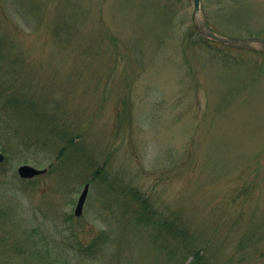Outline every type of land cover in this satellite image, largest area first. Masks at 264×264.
I'll return each mask as SVG.
<instances>
[{
    "label": "rangeland",
    "instance_id": "obj_1",
    "mask_svg": "<svg viewBox=\"0 0 264 264\" xmlns=\"http://www.w3.org/2000/svg\"><path fill=\"white\" fill-rule=\"evenodd\" d=\"M216 3L200 0L214 32L264 39V0H237L238 20ZM193 7L0 0V63L20 62L0 78V152L19 140L3 123L55 134L0 167V264H264V54L202 43ZM25 164L47 173L20 182Z\"/></svg>",
    "mask_w": 264,
    "mask_h": 264
},
{
    "label": "trees",
    "instance_id": "obj_2",
    "mask_svg": "<svg viewBox=\"0 0 264 264\" xmlns=\"http://www.w3.org/2000/svg\"><path fill=\"white\" fill-rule=\"evenodd\" d=\"M237 2V0H217V5L218 6H216V7H218V9H219V11H222V10H224L228 5H230L229 6V8L230 9H232L233 11H231V14H230V16L232 17V18H235V19H237L238 20V16H237V13L238 12H240L241 10V8H245L244 6L245 5H242V3H240L239 5L238 4H235ZM22 10V9H21ZM239 15V14H238ZM0 25H3V23L1 22V19H0ZM198 33V32H197ZM251 33H253L252 35H254V34H257V33H254V32H251ZM198 39L200 40V41H202V43H206V42H208V40H206V39H204V38H202L199 34H198ZM262 38H264L263 36H262ZM210 42H212L213 44H214V42L213 41H210ZM223 47H225L224 45H223ZM3 50H4V42H3V38H1V36H0V62H2V60H3V58L5 57V56H9V52H7L6 54H4L3 53ZM18 57H19V55H18ZM11 61L13 62L12 63V66H14L15 64H16V66H15V69L14 70H12L11 68H7L6 66H3V64H1L0 63V78H3V77H5V76H7V78H9V80H10V82L9 83H15V82H17V80L20 78V74L17 72V69H18V65H19V58H17V59H15V60H12L11 59ZM18 64V65H17ZM23 83H24V80H23V82L21 83V87H24L23 86ZM6 88H8V87H6ZM9 101L10 102H16L17 101V98H15L13 95H12V92H11V94H10V96H9ZM18 103H19V105L22 103L21 101H18ZM28 107L29 108H31L30 107V105L28 104ZM28 109V108H27ZM28 110H30V109H28ZM31 110H33V108H31ZM3 123V122H2ZM2 126H4V129H6L7 131L5 132V134H7V133H10V130L12 131V133L13 134H15L16 136H18V138H19V140H17V142H15L14 143V145L13 146H4L3 147V152L6 154V160H5V162H3V164H0V167L2 166L3 167V165L6 163V162H8V160H9V156H10V152L11 151H15L18 147H23V146H25V147H30V145L32 146H34V145H39V146H41V147H46V146H48L51 142H53L54 141V137H55V134L54 135H52V137L51 138H49L48 137V140H46V139H44L43 141H41V140H39V139H36V140H33V141H31V139H30V137H28V136H24V135H22V131H21V127H23L24 125L22 124V123H20V124H18V125H12V124H9L8 123V125H7V128H6V125L3 123V125ZM10 129V130H9ZM49 140H50V142H49ZM16 141V140H15ZM69 143H74V140H72V139H70L69 140ZM64 151V148H61L60 150H58V154H57V156H58V158H60V155H62V152ZM103 170V167H101V168H99V169H96V171L93 173V177L89 180V182L90 183H92L93 181H95L96 180V178L101 174V171ZM1 176V175H0ZM36 179V178H35ZM35 179H33V180H21V179H19L20 180V182H24V183H26V182H32V181H34ZM135 198H136V200H137V195H135V193H131ZM139 203H140V205L142 204V206L144 207V209H147V207L149 206V205H147V203H146V200L144 199V198H140L139 199ZM148 209H149V207H148ZM147 209V212H144L145 214L147 213V216H143V218H144V220L146 221V222H149L150 223V219L149 218H152L150 215H151V213H150V211ZM138 212L140 211V209L139 210H137ZM140 213H141V211H140ZM149 217V218H148ZM148 223V224H149ZM178 223H177V221L176 220H164V222H163V226L165 227V229H168L167 227H171L172 226V229H173V227H174V229H175V232H177V233H180V231H178V225H177ZM194 264H205L199 257H195L194 258Z\"/></svg>",
    "mask_w": 264,
    "mask_h": 264
},
{
    "label": "water",
    "instance_id": "obj_3",
    "mask_svg": "<svg viewBox=\"0 0 264 264\" xmlns=\"http://www.w3.org/2000/svg\"><path fill=\"white\" fill-rule=\"evenodd\" d=\"M194 8L196 10L197 14V28L200 33V35L203 36V38L213 40L215 42H218L220 44L226 45L231 48H237V49H243L248 50L256 53H263L264 54V40L259 38H235V37H223L220 35H217L214 33L210 28H208L207 24L203 20L201 13H200V0H194ZM3 160H5V157L2 153H0V163H3ZM18 175L22 179H32L36 176L44 174L45 170H37L34 167L29 165H22L17 170ZM88 187L89 185L86 184L79 196L77 198V204L74 210V215L76 217H80L83 213V207L87 198L88 194Z\"/></svg>",
    "mask_w": 264,
    "mask_h": 264
}]
</instances>
